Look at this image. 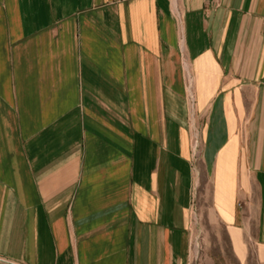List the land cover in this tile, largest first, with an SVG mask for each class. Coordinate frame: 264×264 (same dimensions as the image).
Listing matches in <instances>:
<instances>
[{"label":"crops","instance_id":"1","mask_svg":"<svg viewBox=\"0 0 264 264\" xmlns=\"http://www.w3.org/2000/svg\"><path fill=\"white\" fill-rule=\"evenodd\" d=\"M199 185L264 264V0H0V264H192Z\"/></svg>","mask_w":264,"mask_h":264},{"label":"rangeland","instance_id":"2","mask_svg":"<svg viewBox=\"0 0 264 264\" xmlns=\"http://www.w3.org/2000/svg\"><path fill=\"white\" fill-rule=\"evenodd\" d=\"M193 145L197 162L200 154V140L197 137L193 139ZM202 187L198 186L191 208L194 213L192 264H239L233 255L225 229L219 224H204L200 218ZM205 204L210 205V202Z\"/></svg>","mask_w":264,"mask_h":264}]
</instances>
